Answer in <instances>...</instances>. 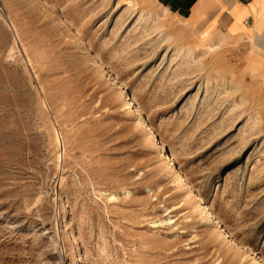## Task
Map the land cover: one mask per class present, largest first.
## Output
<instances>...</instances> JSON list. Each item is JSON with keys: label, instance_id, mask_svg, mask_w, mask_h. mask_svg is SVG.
I'll use <instances>...</instances> for the list:
<instances>
[{"label": "rangeland", "instance_id": "rangeland-1", "mask_svg": "<svg viewBox=\"0 0 264 264\" xmlns=\"http://www.w3.org/2000/svg\"><path fill=\"white\" fill-rule=\"evenodd\" d=\"M0 264H264V55L157 0H0Z\"/></svg>", "mask_w": 264, "mask_h": 264}, {"label": "crops", "instance_id": "crops-1", "mask_svg": "<svg viewBox=\"0 0 264 264\" xmlns=\"http://www.w3.org/2000/svg\"><path fill=\"white\" fill-rule=\"evenodd\" d=\"M169 13L244 40L264 55V0H157Z\"/></svg>", "mask_w": 264, "mask_h": 264}, {"label": "bare ground", "instance_id": "bare-ground-1", "mask_svg": "<svg viewBox=\"0 0 264 264\" xmlns=\"http://www.w3.org/2000/svg\"><path fill=\"white\" fill-rule=\"evenodd\" d=\"M130 107V106H129ZM134 110V109H133ZM138 110V109H137ZM137 113V112H136ZM141 120V119H140ZM171 159V158H170Z\"/></svg>", "mask_w": 264, "mask_h": 264}]
</instances>
